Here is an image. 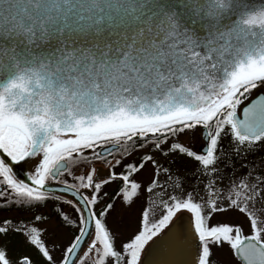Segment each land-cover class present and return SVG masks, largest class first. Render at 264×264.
<instances>
[{
    "label": "water",
    "instance_id": "95a60500",
    "mask_svg": "<svg viewBox=\"0 0 264 264\" xmlns=\"http://www.w3.org/2000/svg\"><path fill=\"white\" fill-rule=\"evenodd\" d=\"M260 73L264 0H0V134L12 126L27 143L14 157L0 139V160L20 184L67 195L80 208V230L60 264L81 255L95 217L80 190L32 174L48 143L194 117ZM231 117L238 134H260L264 97ZM110 175L108 166L99 168V177ZM202 241L192 210L179 206L138 264H199ZM236 250L244 264H264L262 241L243 237Z\"/></svg>",
    "mask_w": 264,
    "mask_h": 264
},
{
    "label": "flooded vegetation",
    "instance_id": "af4514ba",
    "mask_svg": "<svg viewBox=\"0 0 264 264\" xmlns=\"http://www.w3.org/2000/svg\"><path fill=\"white\" fill-rule=\"evenodd\" d=\"M259 96L264 97V73L236 83L217 103L194 117L123 125L96 135L62 134L48 143L43 154L30 164L32 174L40 181H56L80 190L95 217L94 231L74 264H100L103 259L107 261L106 264H138L145 243L159 232L179 206L192 210L195 225L203 238L199 264H244L237 254V242L249 236L264 243V131L255 136L238 134L231 116L233 113L240 116L242 107ZM203 128L207 133H203ZM184 130L190 131V136L180 140L175 134ZM168 138L164 149L156 151L165 154L163 178L156 167L145 183L147 194L157 206L153 211L159 210L156 218L152 219L153 223L138 236L132 231L108 230L105 222H108L110 213L114 214L118 202L124 206L128 204L127 200L121 201L119 198L123 194H130L137 171L135 169L126 176L132 169L135 157L124 161L116 171L115 167L124 158L121 156L124 151H117L122 149L123 144H130L129 153L140 145L138 143L144 142H150V148H156L157 142ZM0 139L6 151L14 157L20 156L27 146L12 126L3 130ZM108 146H112V149L103 152ZM152 152H145L144 161L152 159ZM60 160L64 161L60 164L63 168L54 169ZM107 166L112 175L99 177V168ZM127 166L129 168L125 169ZM96 170L98 177L92 185L90 181ZM173 170L181 174L172 177ZM0 177V195L18 192L34 200L52 198L58 201V207L75 211V230L70 231L71 236L63 239L64 257L82 224L78 205L67 195L36 192L25 187L14 180L1 160ZM188 177L192 181L193 198L179 199L176 188ZM109 180L114 181V186L105 190L102 186ZM170 197L175 198L169 201ZM10 202L0 201V224L12 220L11 216L3 215L7 210L22 207L21 203ZM128 206H133L132 200ZM66 210H60L63 217L59 220L64 226L71 224L72 217L71 210ZM117 210L118 215L124 216L121 209ZM132 215L133 208L128 210L126 216L131 219ZM157 217H160L159 220ZM120 219L118 216L119 223ZM124 236L127 239L123 247H129V254L123 253L122 246L116 242ZM54 239L55 246L46 248L59 249L62 240ZM225 243L230 245L223 246ZM21 258H26L29 264L26 256H19V264ZM0 263L3 264L2 261Z\"/></svg>",
    "mask_w": 264,
    "mask_h": 264
},
{
    "label": "rangeland",
    "instance_id": "374dc122",
    "mask_svg": "<svg viewBox=\"0 0 264 264\" xmlns=\"http://www.w3.org/2000/svg\"><path fill=\"white\" fill-rule=\"evenodd\" d=\"M189 132L184 130L178 132L175 135L180 140H185L190 136ZM168 141L169 138L165 141L161 140L157 142V144L154 142L157 145L156 148H150V145L148 144L150 142H144L145 144L138 143L140 145L132 149L129 153L128 149L130 144H123L122 149L117 151H124L121 152V156L123 155L124 158H122L120 164L115 167L116 171L119 170V167L124 161H128L134 157V163L139 162V166L135 172L130 194L128 193L127 196L123 194V196L119 198L121 201L127 200L128 204L127 206H124L123 203L120 204V202H118L117 206H115L116 210L114 214L110 213L108 222L107 220L105 222L108 230L121 232L132 231L135 236H138L141 231H145L147 226L153 223L152 219L156 218L157 212H159V210L155 212L153 211V208H156L157 206L154 204L155 202L153 198H150V196L147 194L145 190V183H147L148 176L153 174L152 171H154L156 167L163 178L164 167L162 162H165V159L163 158L165 154H159L156 151L163 150L164 145L168 144ZM149 150L153 151L151 155L152 159L144 161L145 152H148ZM80 158L83 157L80 156ZM179 173V171L173 170L172 177L177 176ZM1 179L2 178L0 177V182ZM113 183V180H109L102 187H105V190L111 189L114 186ZM168 191L170 194V190ZM192 191L193 186L190 177L184 178L183 183L176 188V193H178L177 196L179 199L184 200H191L193 198ZM174 198L175 197H170L169 201ZM1 200H7L8 202L11 201L10 203H21L22 207L7 210V213L3 214L11 216L10 218H12V220L0 224V261H2L3 264H12V262L13 264H19V256H26L29 259V264H59L63 257L62 250L65 247L63 239L71 236L70 231L75 230L74 224L77 220L75 211L72 208L68 209L71 210L72 214L71 224H66V226H64L63 222L59 220L60 217H63L60 210L66 209L58 207L57 200L52 198H38L34 200L33 197H28L26 194L23 195L22 193L18 192L15 194L0 195V201ZM131 200L133 206H128ZM117 208L122 210V214L124 216L118 215ZM131 208H133V215L132 218L129 219V217L126 215L128 210ZM65 214L68 213L65 212ZM118 216L121 218V223L118 222ZM17 217H21V219H17ZM159 218L157 220H159ZM54 238H59L62 240L59 249L56 248L53 250L46 248V246H55ZM121 238L123 239H117L116 242L122 246V248H120L123 253L126 252L129 254V247H123V243L125 244V239L127 238H125V236ZM229 245V243L223 244V246ZM105 254L107 255V252ZM104 257L106 256H103V258ZM106 262L107 261L103 259L100 264H106Z\"/></svg>",
    "mask_w": 264,
    "mask_h": 264
},
{
    "label": "trees",
    "instance_id": "16d2710c",
    "mask_svg": "<svg viewBox=\"0 0 264 264\" xmlns=\"http://www.w3.org/2000/svg\"><path fill=\"white\" fill-rule=\"evenodd\" d=\"M222 128V127H221ZM138 166H139V162L137 163H133V165H132V169H130V171H128V175H126V176H129V174L133 171V170H135V169H137L138 168ZM127 168H129V166H127L125 169H127Z\"/></svg>",
    "mask_w": 264,
    "mask_h": 264
}]
</instances>
